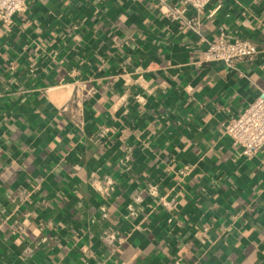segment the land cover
I'll return each mask as SVG.
<instances>
[{
	"label": "crops",
	"instance_id": "obj_1",
	"mask_svg": "<svg viewBox=\"0 0 264 264\" xmlns=\"http://www.w3.org/2000/svg\"><path fill=\"white\" fill-rule=\"evenodd\" d=\"M158 2L0 20V264H264V146L223 130L264 88V0ZM221 27L259 53L203 61ZM75 80L82 127L60 109Z\"/></svg>",
	"mask_w": 264,
	"mask_h": 264
},
{
	"label": "built area",
	"instance_id": "obj_2",
	"mask_svg": "<svg viewBox=\"0 0 264 264\" xmlns=\"http://www.w3.org/2000/svg\"><path fill=\"white\" fill-rule=\"evenodd\" d=\"M29 0H0V20L11 25L20 12H23ZM161 9L174 19L181 18L178 10L170 7L167 0H158ZM197 11L207 7L212 0H181ZM185 23L196 33L200 34L198 22L194 19L184 20ZM259 53L258 47L249 39L229 36L221 27L213 39H206V47L203 51V61L207 63L219 62L227 67H234L236 61L241 59L252 60ZM70 87L69 102L62 106V112H70L71 118L81 127L85 124L82 114V102L90 96L91 90L86 87L85 80H75L68 84ZM71 107H76L71 111ZM223 130L228 136L231 144L241 154L251 156L264 146V88L252 102H250L242 113L231 117L223 125ZM108 131L106 127L104 133ZM114 236L110 235V239Z\"/></svg>",
	"mask_w": 264,
	"mask_h": 264
}]
</instances>
